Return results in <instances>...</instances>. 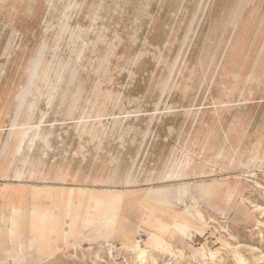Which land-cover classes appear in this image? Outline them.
<instances>
[{"label":"bare ground","instance_id":"bare-ground-1","mask_svg":"<svg viewBox=\"0 0 264 264\" xmlns=\"http://www.w3.org/2000/svg\"><path fill=\"white\" fill-rule=\"evenodd\" d=\"M104 1L57 0L52 13L54 14L57 8L61 6L59 19L71 20L73 17L80 18L84 8L93 10L87 15L90 20L87 26L79 23L81 30L79 37L83 41H87L90 39L88 34L98 29L97 22L102 17L99 10L104 7ZM123 1L112 0L114 8L125 11L132 4L131 0ZM158 1L161 7L177 2V0ZM179 1L181 2L179 6H181L185 0ZM262 1L222 0L221 3L212 4L213 0H198L197 8L193 12L185 34L180 41L176 58L171 63L170 76L166 80L170 86L168 89L165 86L164 89L162 86L165 82L162 85L160 81L158 88L162 91L156 99L149 96V92L153 88V81L151 80L155 78L157 67L169 65L163 50L172 44V41H178V36H175V21L184 16L182 14L183 8L173 9V7H169L163 23L161 22L163 17L160 13H149L147 22L141 23V16L142 18L145 17L147 14L145 11L149 9L151 2L149 0H136V6L132 8L141 9L142 12L134 16L130 28L133 31L130 30L129 33L127 31L125 35L124 31L127 28L123 26L114 31L111 39H104L101 30L98 34L96 33L97 36L93 39L95 41L94 49L87 51L90 61H84L81 66L83 69L90 68L93 70L95 79L91 84L96 81H99L100 84L96 91L91 93V84L90 86L86 84L85 73L78 74L77 77L80 76V78L79 80L77 78L76 82L74 79L67 78L63 84L58 82L52 88V106L55 105L53 100L60 96L63 102L58 105L67 108L64 114L65 118L59 123L61 124L60 129L65 132L68 124L73 123L74 125L73 129L76 140H78V145L73 150L74 156L80 154L84 133H90L94 130L93 134H96L105 130L103 133L105 138L107 134H110L108 131L119 129L120 140L123 142L122 136L126 133L125 128L129 126L134 128L140 118L147 115H152L145 132L147 136L152 130L154 121L161 122L162 119H165L167 120L165 126L167 132L169 136L172 135V139L176 143L167 145V148L165 147L161 152L159 162L153 164L143 177L142 173L140 174L139 178H142L141 181L145 183L144 185L151 186L142 188L138 193H125L126 191L123 189L137 184L139 175L135 176L132 172L122 182H120V178L115 180V177V182L113 178L109 177L103 181L113 184L124 182L126 186L111 188L104 186L100 190L95 189L93 192L87 193L85 199H83L84 190L80 187L76 190L70 188L69 191L63 193L51 185L57 184L54 182L66 180L68 168H61L56 165L55 174L52 175L53 173L48 172V168L51 167L49 164H45L47 168L43 170V178L46 180L41 186L33 189L30 195L27 194L29 198H33L31 203L26 200L25 194L22 193L25 189L19 191L14 189L10 193L6 191L11 200L19 196L21 202L19 224L15 228V220H11L6 233L16 260L18 256H21V259L25 258L26 246L27 249L33 248L32 242L35 244L34 250L39 259L42 257L46 260H51L52 253L57 250V242L77 244L75 247H80L82 241L92 238L94 243L104 241L108 249L111 250L113 237L125 236L135 231L136 228L149 231L151 239L164 238L167 242L169 239H173L185 226L192 224L191 219L185 215L186 212L170 211L177 200L187 194L189 199L194 202H197V199L203 195L206 196L208 205L212 207L218 206V201L223 197L224 206L220 210L221 214L229 208L233 211L234 220L243 221L246 219L245 217H251L248 212L244 215L243 202L235 203L238 194L237 184H228L229 176L217 177L220 171L223 172L231 168L242 169L241 173L245 174L246 177H252L255 175L253 171L259 169L264 163L263 129L261 125H257L258 117L252 112V107L261 97V89L264 88V18L260 16L261 13H258L262 8ZM3 2L5 0H0V10ZM88 2L90 4H87ZM200 16H202V23L197 22L195 24ZM8 17L9 13L7 14ZM166 20H172V23H167ZM56 25L52 23L51 26ZM162 25L165 26L166 35L164 28H161ZM140 29H142L140 39L142 48L132 51V45L139 38ZM65 32L66 39L59 57L65 56V51H69L70 60H74L77 52L72 48L71 41L69 43L71 31L66 28ZM201 34L204 36L200 38ZM198 39H203L209 50L204 53L205 49H203L201 53L206 59L200 63V65L205 66V69L199 84L196 85L191 76L186 82L175 80L173 78L175 65L183 55H186L187 51L195 47V41ZM104 41L107 42V49L104 54L98 55V45ZM249 43H251L250 45L254 44L255 48H247ZM119 47H121L120 54H115ZM115 55L123 60L122 65L115 67L116 71L131 69L130 74L128 72L124 89L127 87L126 85L132 84L135 94L132 95L131 93L129 96L131 100L128 101L130 104L128 110L121 100L125 109L122 112L119 109L120 103L115 99L113 102L112 94L119 91H115L113 88H102L103 82L107 80L111 84V81L114 80ZM248 55L250 58L253 57V62L245 74H242L238 69V65H240L238 59L240 56L246 57ZM148 57H153L154 66L149 70L148 80H143L136 85V76L140 71L144 74ZM185 64L183 63L184 66ZM181 73L182 69L179 71V75ZM69 76L71 77L72 73ZM227 78L232 80L230 84L234 83L233 86L226 84ZM71 82L73 89L70 92L72 85L69 84ZM130 88L127 89L130 90ZM213 89L216 90L214 94L212 93ZM105 90L111 95H104L102 91ZM203 90H205L204 93H202ZM69 92V103L65 105L64 100ZM121 93L123 94V92ZM148 98V107H152V110L143 112V107L147 104ZM100 101L105 103V107L102 108ZM110 103H114V106H111ZM111 107L113 115L111 119H108L107 115L110 113ZM86 111L89 113H87L86 118L82 119L79 131H77V119ZM128 111H131L130 116L127 114ZM179 113L183 116L181 122L178 118ZM55 122L57 121L47 122L45 119L41 124V129L37 131L34 140L33 153L36 144L41 145L39 140L41 134L45 133L50 143ZM127 124L130 125L126 126ZM89 125H94V128L91 129ZM187 125H189L188 129H186ZM143 136V141H146L147 136ZM58 138L62 139L61 136ZM95 139H99V137L96 136ZM40 149L39 155L46 158L47 150H50L51 147L42 144ZM137 158L134 160V167ZM40 161L48 163L42 159ZM18 173V169H16L14 176H18ZM52 179L53 182H49ZM88 179L89 176L87 175L83 181L87 182ZM28 182L25 180L19 182V185L25 186L28 185ZM254 184L263 189L264 193L263 184L257 181H254ZM73 194L74 196L77 194L76 200L71 199ZM35 196L38 198L36 199ZM38 200L43 202H38ZM84 206H86L85 214L82 218L79 215V210ZM11 209L10 217L12 218V213L13 211L16 212V208L14 206ZM25 230L26 233H24ZM24 234L28 235L27 245L21 241ZM140 245L141 240L135 239L131 248L134 249L139 262H142L146 259L147 250L140 248ZM99 250L101 249H97L96 253H99ZM207 255L213 257V252H207L204 246L201 247L199 256L204 259ZM237 259L241 264H245V260H242L241 257ZM24 261L26 262V260Z\"/></svg>","mask_w":264,"mask_h":264},{"label":"rangeland","instance_id":"rangeland-1","mask_svg":"<svg viewBox=\"0 0 264 264\" xmlns=\"http://www.w3.org/2000/svg\"><path fill=\"white\" fill-rule=\"evenodd\" d=\"M36 1L37 0H33L27 3L26 0H5L1 8L2 11L0 10V21L9 13L8 18L13 17L15 20L25 19L30 22L28 28L35 26L38 19L40 25L34 35H32V39L24 36L18 39L15 35L14 40H11L9 43V47L4 51H0V81L9 80L12 75L11 72L17 67L22 71L18 78H20L22 83L28 82L25 87L20 88L17 92V97L20 98L17 105L15 104L14 98L7 100L4 106L0 103V264H241L237 259L238 257L245 260V264H264V210H261V208H264V193L263 189L254 184V181H257L264 185V163L259 169L253 171L255 175L252 177H246L245 174L241 173L242 169L238 168H231L218 173L219 176L217 178L229 176L228 184H237L238 194L235 198V203L240 201L243 202L244 215L246 212L251 215L250 218L245 217L246 219L243 221L234 220L233 211L229 208L221 214L220 210L224 206L223 197L218 201V206L212 207L208 205L206 196L203 195L201 198L197 199V202H194L189 199V195L187 194L181 197L180 200H177L175 206L170 211L186 212L187 214L185 213V215L191 219L192 224L190 226H185V228L177 233L173 239H169L167 242L164 238L151 239L149 231L136 228L135 231L125 236L113 237V240H111V250L108 249L104 241L94 243L92 238L82 241L80 247H75L77 244L71 245L57 242L56 245H58V247H56L57 250L52 253L53 258L51 257V260H46L42 259V257L39 259L36 255L34 242H32L33 248L27 249L28 235L24 234L21 241L26 243L25 258L21 259V256H18L17 260L14 258L10 248L11 242L9 238L7 239L6 233L9 229L11 220H15V228L19 224L18 221L21 212L19 208H21V202L19 196L11 200L8 194H6V191L10 193L14 189L17 191L25 189L22 193L25 194L26 200L31 203L33 198H29L28 195H30L33 189L38 187V185L32 183L38 181V179L46 180L43 178V170L47 168L45 164L49 163H42L39 159L40 162L32 161L26 159V157L29 156L34 158L35 156L32 152V148L34 146L37 131L41 129V124L47 118L46 110L52 108V88L58 82L63 84V82H66L67 78L74 79V82H76L77 78L78 80L80 78V76L77 77L80 73H85L86 84L90 86L91 82L95 79V74L90 68L83 69L81 66L84 61H90L88 57L89 52L87 51L88 49L93 51L95 46V41L93 39H95L100 30L104 39H111L114 31L119 30L123 26L127 28V30L124 31L126 35L127 31L129 33L131 30L130 28L134 21V16L142 12L141 9L136 8H127L125 11H122L121 9L114 8L112 0H105L104 7L99 10L102 17L97 22L98 29L88 34L90 39L83 41V39L79 37L81 32L79 23L87 26L90 21L87 15L93 10L84 8L80 18L73 17L71 20H61V18L59 19L61 6L57 8L54 14L52 13L57 0H47V8L45 6H43V8H38ZM90 1L94 2V0ZM153 1L154 0H151V5L155 4ZM131 3L130 6H136V0H131ZM35 4L36 8H33ZM87 4H90V2ZM30 5L33 7H29ZM146 10L145 12H147V14L143 17L144 19L141 16V23L144 21L147 22L150 16L149 13H160L163 18L167 15V9L160 10L150 8ZM182 11L184 16L175 21V36H178V41H172V44L163 50L165 59L169 61V65L167 67L164 65L157 67L155 78L151 80L153 81V88H151L149 96L154 99L161 94L162 89L159 90L158 88L160 81L162 85L165 82L163 86L161 85L162 88L165 89L166 86L168 89L170 86L169 82L166 80L170 76L171 63L176 58L181 44L180 41L185 34V30L195 9H184ZM258 13H261L260 16L264 18V0L262 1V8H260ZM163 18H161L162 23L165 20V18ZM201 18L202 16L198 17L195 24L197 22L202 23ZM30 19L34 20L31 21ZM166 22L172 23V20H166ZM52 23L57 25L51 26ZM103 26H105V28H102ZM204 26L206 27V25ZM66 28H69L71 31L69 43L71 41L72 48L77 52V56L74 57V60H70L69 51H65V56L59 57V53L63 50V43L66 39ZM164 34L166 35V32H164ZM138 36L139 38L135 43L133 45L131 44L133 47V49H131L132 51L142 48L140 40L142 29L139 30ZM203 36L204 35L201 34L200 38ZM195 42V47L187 51L186 55H183L175 65L173 78L181 82H186L191 76L192 81L197 85L205 69V66L200 65L201 61L206 59L201 53L203 49H205L203 51L204 53H207L209 50L207 44H204L203 39H198ZM106 43L107 42L104 41L98 45V55L105 53L107 49ZM250 44L251 43L247 44V48H255L254 44ZM120 51L121 47L117 48L115 54H120ZM252 58H250L249 55L246 57H239L238 61H240V65H238V69L242 74H245L246 70L251 66L253 62ZM146 61L147 66L144 74L140 71L136 76V85L140 84L143 80H148L149 70L154 66L153 57H148ZM122 62L123 60H120L119 56H114V80L111 81V84L110 82L108 83L107 80L102 83L104 87L115 86L114 90L119 91L112 95L113 102L115 99L120 103L119 109L121 112L125 110L124 106L121 104L123 95L130 96L131 93L135 95L133 93L132 84L126 85L127 87L124 89L128 79V72L130 74L131 69L128 68L127 71L124 70L121 72L116 71L117 69L115 70V67L122 65ZM183 63H186L185 66ZM211 68L213 69V67ZM181 69L182 73L179 75ZM70 73H72L71 77L69 76ZM211 73L212 71L210 74ZM219 79L218 81H221ZM231 81V79L227 78L225 82L227 85L233 86L234 83L230 84ZM30 82H34V84L38 86L44 85V87L42 89H33L32 95V90L29 88ZM72 82L69 85L74 83ZM48 85L49 88H47ZM99 85V81L93 82L90 88L91 93H94ZM127 88H130V90ZM72 89L73 85L70 88V92ZM233 89L234 87L232 91ZM1 91L3 90L0 89V92ZM121 92H124V94ZM204 92L205 90L202 91V93ZM215 92L216 90L213 89L212 93L214 94ZM102 93H104V95H111L107 90L102 91ZM186 93H188V90H186ZM261 93V97H259L255 106L252 107V112L257 115V125H261L264 134V88L261 89ZM34 95H36L35 97L37 98H45L46 107L44 109L40 107L41 109H38L39 112L33 117V112L35 110ZM56 101H58L59 104L63 102V99L57 96L55 100H53L54 104ZM100 104L102 108L105 107L103 101H100ZM112 106H114V103ZM13 112L16 113V118H14ZM87 113H89V111L84 112V114L77 119V131H79V126L82 123L81 121L83 118H86ZM127 114L130 116L131 111H128ZM151 116L152 115H150V117ZM51 117L54 118L49 120L50 122L53 120L57 121L53 127L59 128L61 125L59 123L63 120L62 117L55 114V112L50 115V118ZM73 126V123L68 124L70 128H73ZM90 127L93 129L94 125ZM188 127L189 125H187L186 129H188ZM121 129L123 128L121 127ZM102 132L105 133V130H102ZM143 135L147 136V133ZM39 140L41 145L45 144L49 147V138L45 133L41 134ZM13 155L18 158L14 161L18 163V166L15 168V170L18 169V176H14L13 173L12 176L8 174L7 177H5L6 164L8 165L10 160H13ZM40 164L41 168L39 166ZM23 167H28V175H24L21 172ZM10 170L12 171L11 168ZM54 174L55 171L52 175ZM16 178L21 180L17 181ZM190 179L193 180V178ZM25 180L29 181L28 185L20 186L19 182L21 183ZM63 181L65 180H61V182ZM55 188L61 190L60 187ZM35 198L37 199L38 197L35 196ZM14 206L16 212L13 211V217L11 218V208ZM24 233H26V230ZM135 239L141 240L140 248H146L147 250L146 259L142 262H139L134 249L131 248ZM203 246L207 252H213V257L207 255L203 259L199 256L200 248ZM97 249H101L99 253H96ZM24 260H26V262Z\"/></svg>","mask_w":264,"mask_h":264},{"label":"crops","instance_id":"crops-1","mask_svg":"<svg viewBox=\"0 0 264 264\" xmlns=\"http://www.w3.org/2000/svg\"><path fill=\"white\" fill-rule=\"evenodd\" d=\"M31 1L33 0H26L27 3H30ZM149 1L151 2V0ZM197 1L198 0H185L183 2L184 4L179 6L181 2L177 0V2H175L176 4H172V5L166 4V5H162L161 7L158 4L159 1L154 0L153 2H155V4L150 5L149 9L154 8V9L162 10V9H168L169 7H173V9H178L181 7L183 8V10L196 9ZM221 2L222 0H213L212 4H217ZM36 4H38V8H43V6L47 8V0H37ZM36 4L34 7L32 5H30L29 7L36 8ZM132 7L135 6H128V8H132ZM219 8H221V6H219ZM24 20L21 19L18 21L17 19L15 20L13 17L7 18V16H5V18L0 21V51H4L9 47V43L11 42V40H14L15 35L17 36L18 39L23 38L22 36L30 37L32 39L33 37L32 35H34V33L40 27L39 19L36 21L35 26H32L31 28H28L30 22ZM161 28H164V32H167L165 26H161ZM4 31H9V32H4ZM146 31H148L147 28ZM20 73H22L21 69H18L16 67L14 68L13 72H11L12 75L9 80L0 81V89L3 90L0 92V103L3 106L5 105V102H7V100H9L10 98H14L16 105L19 103L20 98L17 97V92L20 88H23L26 86V84H28V82L22 83L20 78H18ZM43 87L44 85L38 86L35 85L34 82L32 83L30 82L29 88L32 90L31 93L33 95V89L35 88L42 89ZM102 88L114 89L115 86H110V87L102 86ZM69 94L70 92L68 93L67 97L64 100L65 105L66 104L68 105L69 103L68 100ZM35 96L36 95H34L33 98V100H35L34 101L35 110L33 112V117L35 114L39 112L38 109H41L40 107H42V109L46 107L45 98H37ZM122 100L125 106L127 107L126 109L128 110L130 106V104H128V101L131 100V97L124 96ZM146 102L147 104H145V107H143V112L152 110V107H148L149 98L146 100ZM112 104L113 103H110L111 106ZM55 105H57V107H55ZM55 105L52 106L50 110L45 109L47 111V118H46L47 122L52 118H54V117L50 118V115L54 112L55 114L61 116L62 119L65 118L64 114L66 113L67 108L65 106L64 107L59 106L58 101L55 102ZM111 109L112 108H110V113L107 115L108 119H111V116L113 115V110ZM13 114H14V118H16L17 117V116L15 117L16 113L13 112ZM149 118H150L149 115H147L146 117L142 116L140 120L136 123V126L134 128H130L129 126L131 124L130 121V124L126 125L129 127L125 128L126 133L122 136L123 142L120 140L119 129H115V130L113 129L108 131V133L110 134H107L105 138L103 137V132H98L96 134H93L94 130H92L90 133H84L81 140V144H82L81 151L78 156H74L73 153V150L76 149L78 145V140H76L75 130L73 128L67 127L65 128V132H63L62 129H60V127L52 128V136H51L52 138L50 139V143H49V147H51V149L47 150V157L44 158V156L41 157V155H39V153L41 152L40 144H36L35 146L36 148L34 149L35 151L33 153L35 155L34 158L27 156L26 159L32 161H38V162H40L38 159L40 160L42 159L44 160V162L47 161L49 163V166L53 164V166L48 168L49 169L48 172L51 174L56 170L55 168L56 165H59L61 168L67 167L68 175L66 180L63 182H54L57 184L51 185L53 188L60 187L63 193L69 191L70 188H74V190H76L77 187H80L84 190L83 193L85 194V196L83 197V199H85L87 193H90V191L93 192L95 189L100 190L104 186L110 188L126 186L124 182L120 184H113V183H104L103 181L106 180L107 177L113 178L114 181V177H115V180L120 178L121 180L120 182H122L129 177L130 172H132L135 176L139 175L137 178L138 182L134 186L125 187L123 189H125L124 190L126 191L125 193H131V192L138 193L142 188H148L151 186V185H144L145 183L141 181L142 178H139L140 174L142 173L141 175L143 177L146 171L149 170V168H151L153 164H157L159 162L161 157L160 156L161 152L164 150L165 147L167 148V145L176 143L172 139V135L169 136V133L167 132V129L165 127L167 125V120L165 119H162L161 122L154 121L151 127L152 130L150 134L147 136L146 141H143V137H144L143 134L148 129L147 127L149 124ZM178 118L180 119L179 122H181L183 116H181V114L179 113ZM59 136H61L62 139H59L58 138ZM96 136H98L99 139H95ZM16 158L17 156H14L13 160L11 159L9 164L8 165L6 164L5 177H7L8 174L9 176L13 175L16 166H18L17 165L18 163L14 162ZM136 158L138 160L135 163V167H134V160ZM143 160H144V166H143ZM39 166L41 168V164ZM10 168L12 169V171L10 170ZM27 168L23 167L21 171L24 175H28L29 169ZM87 175L89 176L88 181L87 182L83 181L85 176ZM16 180L19 181L21 179L16 178ZM43 182L44 180L38 179V181H34L32 184L41 186ZM49 182H53V180ZM76 197L77 194H75V196L73 194L71 199L76 200ZM38 202L42 203L43 201L38 200ZM85 207L86 206H84L82 209L79 210V215L82 218L85 214Z\"/></svg>","mask_w":264,"mask_h":264}]
</instances>
